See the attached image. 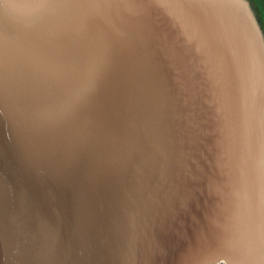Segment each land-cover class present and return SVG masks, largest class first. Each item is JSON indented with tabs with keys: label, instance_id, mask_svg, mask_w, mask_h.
I'll return each mask as SVG.
<instances>
[{
	"label": "water",
	"instance_id": "95a60500",
	"mask_svg": "<svg viewBox=\"0 0 264 264\" xmlns=\"http://www.w3.org/2000/svg\"><path fill=\"white\" fill-rule=\"evenodd\" d=\"M0 264H264L249 0H0Z\"/></svg>",
	"mask_w": 264,
	"mask_h": 264
},
{
	"label": "rangeland",
	"instance_id": "374dc122",
	"mask_svg": "<svg viewBox=\"0 0 264 264\" xmlns=\"http://www.w3.org/2000/svg\"><path fill=\"white\" fill-rule=\"evenodd\" d=\"M249 2L264 37V0H249Z\"/></svg>",
	"mask_w": 264,
	"mask_h": 264
}]
</instances>
